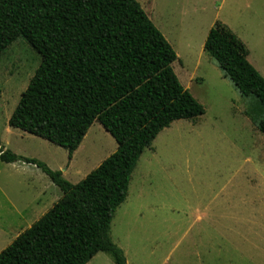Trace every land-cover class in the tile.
<instances>
[{"label": "rangeland", "instance_id": "rangeland-1", "mask_svg": "<svg viewBox=\"0 0 264 264\" xmlns=\"http://www.w3.org/2000/svg\"><path fill=\"white\" fill-rule=\"evenodd\" d=\"M137 1L177 53L172 68L205 114L174 122L144 151L111 238L127 264H264V135L254 123L260 116L255 99L243 97L204 51L210 29L221 22L249 48L248 61L264 78V0ZM40 62L23 38L0 56V140L5 150L77 184L118 144L95 122L69 160L67 150L9 126ZM0 170L1 253L62 192L34 165L0 161ZM11 202L24 214L12 211ZM88 264L115 263L99 253Z\"/></svg>", "mask_w": 264, "mask_h": 264}, {"label": "trees", "instance_id": "trees-1", "mask_svg": "<svg viewBox=\"0 0 264 264\" xmlns=\"http://www.w3.org/2000/svg\"><path fill=\"white\" fill-rule=\"evenodd\" d=\"M19 38L41 62L9 126L67 150L72 160L99 122L118 148L72 184L0 140L2 163L34 165L62 192L0 253V264H88L99 253L127 264L110 231L138 161L162 131L198 119L205 108L179 81L177 53L137 0H0V56ZM204 51L243 97L255 99L254 123L264 135V78L245 43L216 22Z\"/></svg>", "mask_w": 264, "mask_h": 264}, {"label": "crops", "instance_id": "crops-1", "mask_svg": "<svg viewBox=\"0 0 264 264\" xmlns=\"http://www.w3.org/2000/svg\"><path fill=\"white\" fill-rule=\"evenodd\" d=\"M205 44V43H204ZM248 50H249V48H248ZM249 55H250V50H249ZM249 58V57H248ZM249 60V59H248ZM75 154V153H74ZM73 157H74V155H73ZM108 158V157H107ZM106 158V159H107ZM0 176H1V170H0ZM51 184H49L48 183V185H47V187H44L43 189H41L40 190V192H39V194H38V196L40 195V194H42V195H45L46 193H47V191L52 187V186H50ZM0 191H1V193L4 195V192H3V189H2V187L0 186ZM60 199V198H59ZM11 204V209H12V211H14V212H16L18 215H23L24 213L20 210V209H18L12 202L10 203ZM53 207V206H52ZM51 207V208H52ZM24 232V231H23Z\"/></svg>", "mask_w": 264, "mask_h": 264}]
</instances>
